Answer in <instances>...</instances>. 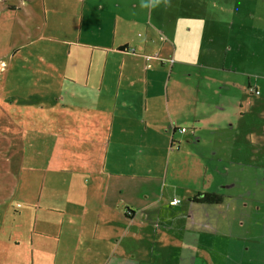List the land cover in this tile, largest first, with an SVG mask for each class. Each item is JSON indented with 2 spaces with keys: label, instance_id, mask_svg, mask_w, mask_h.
I'll return each instance as SVG.
<instances>
[{
  "label": "rangeland",
  "instance_id": "1",
  "mask_svg": "<svg viewBox=\"0 0 264 264\" xmlns=\"http://www.w3.org/2000/svg\"><path fill=\"white\" fill-rule=\"evenodd\" d=\"M76 1L0 0V264H264L255 238H264V183L256 179L260 185L247 193L236 192L240 185L246 186L247 178L251 180L252 171L244 166L264 158V40L263 44L252 40L260 22L248 29L237 24L244 11L238 20L236 14L226 16L224 22L233 17L231 33L224 22L211 25L208 32L189 33L181 22L176 46L169 41H176L175 30H164L155 17L121 13L116 43L130 42L142 55L128 52L133 60L123 64V54L109 52L108 63L107 51L85 43L112 45L113 28L94 25L82 31L78 22L83 4ZM198 1L185 2L190 7ZM176 2L171 5L175 19ZM213 4L223 6L221 0H209L204 6ZM258 4L257 12L264 14V1ZM89 9L85 11L93 14L86 13V20L100 26L107 19L114 25L111 12ZM76 12L79 17L74 23ZM73 24L77 28L71 30ZM200 25L203 28L204 23ZM78 39L86 46L83 53L71 50V42ZM147 55L153 57L149 77L153 91L148 98L159 106L165 101L168 113L156 110L161 114L158 121L151 109L149 129L157 131V126L177 118L184 109L191 118L178 121L180 129H188L185 134L179 129L175 133L171 125L168 135L152 137L141 130L145 139L137 132V136L116 132L115 136H129L138 146L123 154V159L136 164L109 158L105 171L133 174L150 185L133 192L138 218L132 219L131 212L121 222L114 219L118 233L110 236V201L105 207L100 196L92 200L97 181L89 188L84 182L86 176H98L88 171L96 157H102L91 140L103 136L94 129L93 113L84 108L102 111L111 92L84 85L85 77L88 74L94 84L111 83L120 78H112V66L118 70L124 66L132 87L144 86ZM72 60L76 63L69 65ZM161 60L169 61L168 65L161 67ZM130 82L122 78L123 85ZM43 96L56 101V107L47 111L50 116L38 99ZM70 114L74 119L63 123V115ZM108 190L109 195L111 185ZM213 191L224 196L222 203L193 202L199 192ZM179 198L178 203L172 202ZM235 204L248 208L245 219L231 215ZM192 225L194 234L189 232ZM79 237H83L80 248ZM125 253L131 258H122Z\"/></svg>",
  "mask_w": 264,
  "mask_h": 264
},
{
  "label": "crops",
  "instance_id": "2",
  "mask_svg": "<svg viewBox=\"0 0 264 264\" xmlns=\"http://www.w3.org/2000/svg\"><path fill=\"white\" fill-rule=\"evenodd\" d=\"M175 1H177L176 2L177 5L175 7L174 13L179 14L177 19H175L174 18L175 16L171 14L172 13V6H171L172 0H140V1L139 0H77L74 3L80 2L81 4H83V9L81 11V13L83 14V17L82 19L79 18V22H78V27H81L82 31L85 30V27H88V29H91L92 27H95V26H97L95 28H100V29L113 28L114 33H113V44L112 45H109L108 47H102V46H95V45L85 43L86 46L88 47L92 46L95 49H100L101 52L103 50L107 51L108 52V63H109V55H111L110 53H113V56L118 55V54H123L124 55L123 64H125L127 60L128 61L133 60V57L129 56L128 52H131L132 54H135L138 56L142 55L141 54L142 52L138 50V47L135 45H132L130 42L116 43L117 33H119V20H120L119 18H120L121 13H126V15H131V16L141 15V16H144L145 19L150 17L151 20L155 17L156 21L161 22V25H163L162 27H164V30L168 28L175 30L174 38H176V41H172L170 40L169 37L168 38L171 43H174L177 46L178 43L180 42L177 38L178 33H176V31L180 30V26H182L181 22L184 23L185 30L188 33L192 31H201V30H206V32H208L209 27L211 25L216 27V24L218 25L220 23H223L225 21L226 16L234 17L236 14L235 18L236 20H238L241 16V11H244L246 13H244L243 16H241L242 18L239 20L237 24L243 25L245 26V28L248 29V25L257 26V23L260 22L259 27H257L259 35L255 32V38L252 40H255V42L260 41V43H262L261 41L264 40L263 39L264 14L261 12H257V9L259 8L258 2H260V0H221L223 2L222 7H219L216 4L204 6V4L209 0L198 1L196 2V4L194 3L190 7L188 4H186L185 2L186 0H175ZM262 1L264 0H261V2ZM255 5L257 6L254 7ZM251 6L254 7L253 10H249ZM86 7L90 8L89 10L91 12H94L95 10L96 11L98 10L99 12H103L104 10L111 12V14L115 16L114 25L111 23L110 20H107V19L104 20L103 24L101 23L100 26L96 25L94 22L91 23L89 20H86V17H87L86 15L87 12L85 11ZM186 8L188 9L185 12ZM254 10L256 12H254ZM184 12H185V15H184ZM92 14L93 13L88 14V17L91 16ZM78 17H79V13L77 12L74 13V16L72 17L74 23H77L76 18ZM233 17L230 18V20L233 19ZM230 20L228 19L226 22H224L225 25L227 24L229 33L232 32V26H231ZM252 20H255L256 23L252 24L251 22ZM108 21L110 24L108 23ZM198 22L200 24L204 23L203 28H201V25ZM85 23L86 25H84ZM76 28H77L76 24H73L70 27L71 30L76 29ZM216 29L217 28H215V30ZM96 33L97 32H95V34ZM157 33L160 35L162 34V31L158 30ZM162 35H164V33ZM71 44L73 46L71 47V50L73 51L74 49H76V52H80L81 50V53H83L84 51L83 47H86L84 43L81 42L80 39L73 40ZM181 44H184V42L181 41ZM146 46H149V44L147 43ZM259 47H261V44ZM131 48H135V52L129 51V49ZM163 50L160 51L159 56H161V54L164 53ZM147 56H151V55H147ZM69 58L72 59L71 54ZM134 60L136 62L141 63V60L137 57H135ZM152 62H153V57L150 60L147 59V68L145 70V78L143 80L144 86L141 85L140 87L139 86L132 87L134 82L133 81L130 82V76L128 74H125L124 66H122L120 70L116 69L115 66H112V78H114L115 75H120V78L118 81H111V83L110 82L107 83L104 80H102L94 84L93 82L90 83L89 81L90 79H88L89 77L88 74L85 77L87 81L84 82V85L91 86L94 89H97V91H99V89L107 88L109 93L111 92L109 103L107 104L106 108H103L102 111L100 110V107L91 106L88 108H84V109H87V112L93 113L92 118L96 121L94 129L101 134L103 133V136L99 138H92L91 140V144L96 147V151H98L99 155H101L102 157H96L95 161L91 165L92 169L90 168L88 169V171L91 172L92 174L98 173V176L95 178H90L86 176L84 182L86 184V187L89 188V185L91 182L97 181L95 197H93L92 200H95L97 196H100L99 197L100 200L103 201V204L101 205L102 206L105 205V207H106L107 201L108 200L110 201V203L108 202V204L111 205V211H109L108 216L112 221L111 228H110V233H111L110 236H112V234L118 233V232H115L114 230L115 223H116L114 219H119V221L121 222L125 218L128 219V217H130L129 213L131 212H132V215L134 216V218L131 217L132 219L138 218L134 211V209L136 208V204L133 203L134 202L133 192L135 190L141 191L142 186L150 185V183H148L146 180H142L139 176H135L133 174L132 175H129V174L121 175V173H113V172L105 171L107 168V162L109 161V158L112 159L113 161H117L118 163H122V160H125L126 163L132 162L130 166H133L136 164L134 161H132L129 158L123 159V154L127 153L131 148L137 149L138 146L135 143L130 141L131 137L129 136L126 139H123L119 135L115 136L116 132H118V134L124 133L126 135L133 133L134 136H137L136 134L137 132V133H140L139 137H142L141 139H145L143 137L145 131L143 133L141 131L143 129L148 130L149 134H151L152 137L168 135L170 131L169 130L170 125L173 126L174 132L176 133V131H178V129L180 131V127H182V126H179L178 121L180 120L183 121L185 119L191 118L188 112H184L185 110L184 109L180 111L181 113L179 112V115L177 118H174V117H170V119L167 118L165 122L157 126L158 128L157 131H152L149 129L150 127L148 125L149 124L148 117H150L149 112L151 111V109L154 110V111L152 110L151 112L152 114H155L156 119L158 118V121L160 117L159 115L161 114L159 112H156V110H162L168 116L167 108H166L167 106H166L165 101L164 103H162V105L159 106V105H154L153 102H151V100L148 98L150 92L153 91L151 89L152 88L151 86H153L152 80L149 79L151 75L150 70H151ZM160 62H162L161 67H163L165 65H168L169 61L161 60ZM71 63L74 64L76 62L72 60L71 62H69V65H71ZM159 65L160 64H158L157 66ZM174 65H172V67H174ZM105 69H107V65L105 66ZM127 71L130 72L129 69H127ZM155 71L162 73L159 69H155ZM9 72L10 71H8L7 73L8 75H9ZM164 72L165 70L163 71V73ZM129 74L132 75V73H129ZM135 75L138 78H141L138 74H136V72H135ZM123 77H124V81L126 80L127 82H130L129 85L122 84ZM171 78L172 77H170V79ZM6 82H7V78L4 83ZM116 83H118L117 86L115 85ZM114 90H117V92H115ZM162 91L163 90H160V93ZM167 93H168L167 95L168 102H170L171 92H170L169 86L167 87ZM141 96L144 97V101L141 99ZM192 97L193 96L190 97V100H192ZM34 99H37V98L31 97V100H34ZM38 99L41 100L43 105L38 104L36 107H40V105H42L41 107L45 109L44 111L45 115L50 116V113H48L47 111H49L48 109L56 107L55 106L56 101H51V99H48V97H45V96L38 98ZM57 101L59 102L60 99H58ZM98 116H101L102 120H99ZM63 118H64L63 123L64 122L66 123V120H65L66 118L74 119V116H72V114H70L68 117L66 115H63ZM81 118H83L82 115H81ZM142 123H145L144 127L140 126V124ZM46 128L47 127L45 126V129L43 131L47 130ZM187 132H188V129L185 133ZM194 133H195V129H194ZM92 136H93V133H92ZM115 137L119 138L120 140L115 139ZM140 148H143V146H141ZM244 167H248L252 172L250 174L251 180H249V178L245 180L246 186L241 187L242 185H240V187H238L241 193H247L249 189H251L252 187H256L258 185V183L256 182V179L261 180V182L264 181V158L263 159L259 158L257 161L255 160L253 163H250L249 165L244 166ZM105 172L107 174L106 177H108L107 183H106L107 184L106 189H104ZM113 177H116V178L113 179ZM127 177H135L137 179L140 178V181L131 179V182H130V180L129 181L127 180ZM160 178L161 176L156 177L157 180H160ZM109 185L112 186V191H111V194L108 195ZM88 192H89V189L86 190V194ZM91 192L93 193V187L91 188ZM213 192H216V191H213ZM236 192H237V189H236ZM218 194H220V191L218 192ZM87 197L88 196L84 197V202L87 201ZM172 202L174 203V201ZM122 203H127V206L124 207ZM179 204H181V202ZM247 209L248 208H244V209L240 208L239 206H237V204H235V208L232 211L231 215L233 216L237 215L241 217L242 211L247 210ZM23 212L25 213V211ZM27 212L28 213L30 212V214L33 215V211L27 210L26 213ZM71 212L72 211H70V213ZM71 214H74V213H71ZM37 216L38 214L36 215V213L35 215H33V217H37ZM194 230H195V227L194 225H192L190 227L189 232H192L194 234ZM55 237L57 239H60L57 236ZM115 237H119V236L116 235ZM82 241H83V237H79L78 241L76 242L78 248L81 247L80 242ZM60 250H61V242L59 243L58 252ZM259 250L264 251V239H263V242L259 244L257 251L259 252ZM91 252L93 251L91 250L89 253ZM259 254H260V257H264L263 253L259 252ZM106 255H108V252L106 253ZM83 257L84 255H82L81 259L86 258V257L85 258ZM87 257H89V254ZM121 257L131 258L130 255H128L127 253L121 255ZM96 259H98V256L96 257ZM192 262L196 263L197 260L192 258Z\"/></svg>",
  "mask_w": 264,
  "mask_h": 264
},
{
  "label": "trees",
  "instance_id": "3",
  "mask_svg": "<svg viewBox=\"0 0 264 264\" xmlns=\"http://www.w3.org/2000/svg\"><path fill=\"white\" fill-rule=\"evenodd\" d=\"M193 200L194 202H209V204H212L223 201V196L219 195L217 192H199L195 197H193Z\"/></svg>",
  "mask_w": 264,
  "mask_h": 264
},
{
  "label": "flooded vegetation",
  "instance_id": "4",
  "mask_svg": "<svg viewBox=\"0 0 264 264\" xmlns=\"http://www.w3.org/2000/svg\"><path fill=\"white\" fill-rule=\"evenodd\" d=\"M256 182H257V181H256ZM257 183H258V182H257ZM257 183H256V184H257ZM263 183H264V181H263ZM258 185H260V183H259ZM238 190H239V189L237 188V191H238ZM262 191H264V190H262ZM219 195H221V194H219ZM222 196H223V195H222ZM235 198H236V197H235ZM223 201H224V196H223ZM221 202H222V201H221ZM221 202H219V203H221ZM247 212H249V211H248V210H243L242 213H241V218H242V217H243V218L246 217V216L244 215V213H247ZM249 214H250V213H249ZM234 217H235V218H240V217L237 216V215H234ZM259 218H260V217H259ZM244 219H245V218H244ZM261 220H264V218H261ZM261 237H262L261 235H256V236H255V238H256V240L258 241L259 244H260L261 242H263V239H264L263 237H262L263 239H262ZM259 252L264 253L263 250H259Z\"/></svg>",
  "mask_w": 264,
  "mask_h": 264
},
{
  "label": "built area",
  "instance_id": "5",
  "mask_svg": "<svg viewBox=\"0 0 264 264\" xmlns=\"http://www.w3.org/2000/svg\"><path fill=\"white\" fill-rule=\"evenodd\" d=\"M129 51L135 52V48H131V49H129ZM151 58H152L151 56H147V59L150 60ZM256 91L258 92V94L260 93L258 89H256ZM180 131L182 133H185L187 131V129L186 128H181ZM179 201H180V199H176V200H174V203H178Z\"/></svg>",
  "mask_w": 264,
  "mask_h": 264
}]
</instances>
